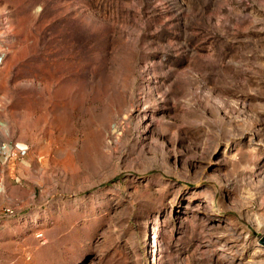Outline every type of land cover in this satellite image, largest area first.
<instances>
[{"label":"rangeland","instance_id":"374dc122","mask_svg":"<svg viewBox=\"0 0 264 264\" xmlns=\"http://www.w3.org/2000/svg\"><path fill=\"white\" fill-rule=\"evenodd\" d=\"M0 53V264H264V0H0Z\"/></svg>","mask_w":264,"mask_h":264},{"label":"built area","instance_id":"2783aa9c","mask_svg":"<svg viewBox=\"0 0 264 264\" xmlns=\"http://www.w3.org/2000/svg\"><path fill=\"white\" fill-rule=\"evenodd\" d=\"M5 63L4 53H0V67ZM29 152V145L26 142L13 141L2 142L0 144V162L8 166L9 162L19 161L23 165L27 164V155ZM42 157H40L41 159ZM0 188L3 189V187Z\"/></svg>","mask_w":264,"mask_h":264},{"label":"crops","instance_id":"0c3cea01","mask_svg":"<svg viewBox=\"0 0 264 264\" xmlns=\"http://www.w3.org/2000/svg\"><path fill=\"white\" fill-rule=\"evenodd\" d=\"M15 187V185H14ZM2 229L0 228V234L2 233ZM8 239V238H7ZM3 240H5V238L3 236H0V246L2 247L1 243L3 242Z\"/></svg>","mask_w":264,"mask_h":264},{"label":"water","instance_id":"95a60500","mask_svg":"<svg viewBox=\"0 0 264 264\" xmlns=\"http://www.w3.org/2000/svg\"><path fill=\"white\" fill-rule=\"evenodd\" d=\"M262 242L264 243V236L262 237Z\"/></svg>","mask_w":264,"mask_h":264}]
</instances>
